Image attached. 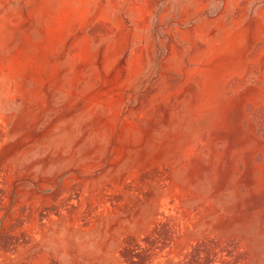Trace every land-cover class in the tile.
Wrapping results in <instances>:
<instances>
[{"label": "rangeland", "instance_id": "obj_1", "mask_svg": "<svg viewBox=\"0 0 264 264\" xmlns=\"http://www.w3.org/2000/svg\"><path fill=\"white\" fill-rule=\"evenodd\" d=\"M0 264H264V0H0Z\"/></svg>", "mask_w": 264, "mask_h": 264}]
</instances>
